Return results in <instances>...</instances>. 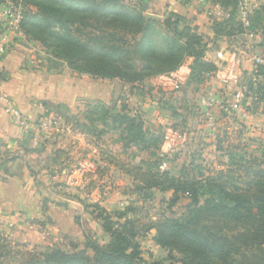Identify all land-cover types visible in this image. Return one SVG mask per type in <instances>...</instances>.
I'll list each match as a JSON object with an SVG mask.
<instances>
[{
    "label": "trees",
    "instance_id": "trees-1",
    "mask_svg": "<svg viewBox=\"0 0 264 264\" xmlns=\"http://www.w3.org/2000/svg\"><path fill=\"white\" fill-rule=\"evenodd\" d=\"M9 2L26 7L22 21L26 36L56 51L81 75L120 80L141 88L147 79L176 72L190 59L189 79L193 84H204L206 76L216 72V67L205 60L208 40L204 36L190 27L180 28L182 18L175 14L164 21L148 19L145 3L0 0V5ZM232 22H226L225 27ZM254 76L257 80L264 77V65L257 67ZM253 85L250 82L248 88L253 89ZM255 93L264 103V80L257 84ZM100 110L104 125L121 131L124 149L136 148L160 161L157 152L162 138L146 129L140 115L133 114L126 104L114 113L103 104ZM89 121L93 124L95 119ZM234 155L229 154L231 163L226 170L208 173L210 169L194 163L179 177L165 171L138 189L171 191L169 209L188 195L190 202L181 218L162 213L156 223L145 225L134 205L110 214L96 204L92 213L100 220L108 243L102 245L84 232L83 245L74 243L71 253L48 247L11 257V251L1 248L0 264H150L141 257L136 240L152 229L157 230L154 240L161 248L181 255L175 262L170 254V264H264V162L256 159L242 165V159L236 161Z\"/></svg>",
    "mask_w": 264,
    "mask_h": 264
},
{
    "label": "crops",
    "instance_id": "crops-1",
    "mask_svg": "<svg viewBox=\"0 0 264 264\" xmlns=\"http://www.w3.org/2000/svg\"><path fill=\"white\" fill-rule=\"evenodd\" d=\"M234 1L235 4H227L225 1L222 3L224 12L230 14L227 19L218 12L215 2L201 5L194 0H135L137 6L145 3V16L148 19L164 21L172 14L178 15L182 18L180 28L190 27L208 40L205 60L216 67V72L209 78L206 76L204 84L191 83L186 91L185 84L181 90L182 100L197 108L196 112L184 117L185 128L175 124L177 118L165 117L159 109L153 113L151 121V115H143V111L148 112L147 104L140 109L135 105L134 109L131 98L140 89L137 85H129L120 80L80 76L67 70L62 64L49 66L41 57L44 56L43 52L37 51L33 44L25 40V36L18 33L3 34L0 27V45L7 47L6 54L0 58V229L25 241H31L32 237L44 241L48 234L47 237H64L82 246L84 232L95 234L105 241L109 240L100 221L88 219L92 218L91 209L70 195H65L68 203H62L60 190L58 192L61 195L53 194L50 184L52 186L58 180L59 184L61 182L58 189H62L63 182L64 185L73 182L75 184L81 178L79 170L76 174H68L72 165H68L64 157L70 155L71 149L74 151L71 153L73 155L85 152L90 158L97 152L112 159L117 157V153L121 157H128L132 150L137 154L146 153L138 152L136 148L126 150L121 141H115V149L102 150L98 146L91 148L88 144L87 149L84 144L89 137L77 132L71 133L73 147L67 146L66 138L69 136L62 135L55 139L49 138L40 149H35L31 136L13 125L10 116L5 112L8 104L18 107L30 121L50 116L58 107H65L68 117L80 115L83 105L93 107L96 104H113L120 107L126 104L133 114L143 115L145 127L153 134L162 137L164 131L165 135L172 130L177 133L175 147L167 151L161 147L157 152L159 157L180 155L189 147V157L194 154L190 164L186 165L190 169L194 163L205 162V155H208L205 153L208 152L206 148L227 155L229 159L232 148L227 145L224 147L226 143H217L223 137L228 139L236 136L239 128L248 124L246 111L257 105L246 96L245 90L254 79L255 58L264 59V0ZM243 4H247L252 11V26L248 29L243 28L240 19ZM231 20L232 25L225 27V23ZM191 63L192 59L181 66L182 72L186 74V81L190 80L187 68L189 69ZM153 80L157 81V78ZM162 88L168 91L164 86ZM126 94L130 100L125 99ZM207 94L212 98L210 107L200 101ZM176 96L178 94L174 93V97ZM139 106H142L141 103ZM209 123L213 124V129L209 128ZM195 142L203 146L195 145ZM181 145L184 147L180 149ZM174 156L176 158L177 155ZM103 164L105 170H120L122 181L127 178L123 172L125 166L117 165L115 161H104ZM34 165H39L40 181L34 176ZM220 166L222 168L218 171L228 168V165ZM164 167L161 165L162 169ZM88 168H93L92 164ZM97 169H93V174ZM57 170L61 175L58 178L51 176ZM212 170L216 169L212 167ZM63 192L65 193L64 190ZM122 194L121 190L114 188L104 199L99 201L93 198V202L98 201L108 212L120 211L121 203L128 204L127 198ZM56 201L62 205L55 203ZM85 219L89 221L88 229L85 228ZM48 224L51 225L50 229H47Z\"/></svg>",
    "mask_w": 264,
    "mask_h": 264
},
{
    "label": "rangeland",
    "instance_id": "rangeland-1",
    "mask_svg": "<svg viewBox=\"0 0 264 264\" xmlns=\"http://www.w3.org/2000/svg\"><path fill=\"white\" fill-rule=\"evenodd\" d=\"M126 2L131 5H135L136 3L135 0H126ZM10 3L11 2L5 4H10ZM21 34L25 36V40H28L30 44H33V47L37 51L40 50L41 52H43L44 56L41 57L48 62L49 66L62 64L64 65L63 67H65L67 70H71L75 74L93 78L92 76L89 75H81L78 71L70 68L67 62L56 54L57 53L56 51H53L51 49L49 50L39 41H36L29 36H26L23 30ZM159 77L160 76L147 79L145 83L142 84L141 88L136 93L134 92L135 96L131 98L132 100L131 105H134L132 107L135 109L136 108L135 105H137L140 109V107H144V105L147 104L149 105V107H147L148 112L143 111V115L145 116L151 115L150 120L153 119L152 118L153 113H155L159 109V111H161L163 116L168 118L169 116L177 118L175 119L176 120L175 124L181 128L182 127L185 128L186 126L184 127V121H185L184 117L196 112L197 108H195L193 104L189 103L188 105L186 102L182 100L181 91L177 92L178 96L176 97H174L173 92L164 91L162 88L163 85L161 84V81L158 79ZM156 78L157 81L153 80ZM253 81L254 79L251 80V82ZM127 96L128 94H126L125 99L127 98ZM127 99L130 100V98ZM139 103H141L142 106H139ZM152 104H157V106ZM101 105L102 104H96L93 107H89L88 105H83V107L80 110V115L68 116V117L66 114L67 111L65 107L55 108V110L52 111V114L50 116L48 115L42 117V119L47 118V119H52L54 121V126L49 131L47 136H44V139L42 141L36 143L32 137L33 133L31 132L27 133L32 138L31 143L33 144V148L40 149L49 138L55 139L56 136H62V135H67V137L69 136L68 138H66L67 139L66 141L68 143L67 146L73 147L72 146L73 140L71 133L77 132L89 137L88 141L87 142L85 141L84 144L85 147H87L88 144L91 148L93 146L95 147L98 146L102 150L104 149L109 150L110 148L115 149L117 146L115 141L122 142L121 131H113L111 129V126L104 125V120H103L104 117L102 111L100 110ZM106 106L109 107L113 113L114 111L120 109L119 106L118 107L113 106V104L110 105L108 104ZM172 107L173 110H171ZM253 107L254 108L249 109V111L245 110L248 115V119H247L248 124L246 126L242 125V127L239 128L240 129L239 133L236 136L228 137V139L223 137L222 140H220L222 142L218 141L219 143H217L219 145L226 143L224 147L228 146L229 148H232L233 150L231 149L230 151H232V153L235 154L234 156L236 161L242 159L241 161L242 165H247L246 164L247 162L254 161L256 159H258L261 162H264V105L253 106ZM143 115L140 116L143 117ZM89 118L95 119V122L92 124L89 121ZM83 125L88 126L89 129L86 130L83 127ZM165 132L166 131H164L163 133L162 130V133L164 135ZM163 136L162 137L160 136L162 138L160 149L163 146V142L165 140V137ZM195 145L199 146L202 144L195 142ZM180 147L183 148L184 146L181 145L179 146V148ZM189 149H190L189 147L186 148V151L182 152L180 155L173 154L169 158L161 157L160 161L156 159L152 160V158H150V156H148V154L146 153L137 154L135 150L130 151L128 157L127 156L121 157L119 153H117V157L115 156V159H112V157L110 156L105 157V155L103 154L99 155L98 152L96 154H93L91 158L88 156V153L85 152H81L80 154L73 155L71 153L74 151L71 149L69 151L70 155L64 157L66 162H68V165H72V168L70 167L68 174L69 175L76 174L77 171L79 170L80 172L79 174L81 175V178L78 181L76 180L75 184H73L74 183L73 182L72 184L64 185L63 182L62 185L65 189L64 188L58 189V185H61V182L59 184V181L55 180L57 186L56 183L54 182L52 186L50 184L49 188L51 189L53 194L57 196L62 194L63 197V199H61L62 203L67 204L68 202L65 195L67 196L70 195L74 199L80 201L83 205L87 207H91L89 208L91 209V211H95L92 208L93 205L96 204L99 205L98 201L93 202V198H96V200L99 199L100 201L101 199H104L107 196L108 192H112L114 188L115 189L117 188V190H121V193H123L122 195L126 197L128 201V204L126 205L123 203L120 204L119 206V208L121 209L120 211L125 210L129 205H134L136 207V213L138 214L137 217L140 218L141 221L145 223V225H148L150 223L151 224L156 223L158 221L159 215H161L162 213H167L168 217L181 218L187 211V205L190 202L189 198L186 195L182 196V199L179 201L178 204H176L171 209H169L168 208L169 201L172 197V194H170V192L168 191L161 192L160 190L158 191V190H149V189L142 192L140 190L138 191V189H141L146 185L145 181L151 182L153 176L159 175V173L165 171H168L172 176L179 177L180 173H182L184 171V168H186V165L190 164L191 158L194 155L191 154L192 157H189L188 155ZM206 150H208V152L205 153L208 155H205L206 156L205 162L202 163L201 161H199L197 163L201 164L206 169H210L208 170V173L218 171L220 168H222L220 165H224V166L228 165V167H230L231 161L228 159L227 155H224L222 153H215L214 150L213 149L210 150V148L208 149L206 148ZM174 155H177L176 158ZM195 156L197 157V155ZM93 161L96 162L97 164H94ZM104 161H106V163L107 161L110 162L115 161L117 165H122L123 167L125 166L123 172H125L127 178L123 179V181L121 180L120 170H110V171L105 170L103 168ZM91 164L93 168H88ZM161 165L165 167L162 169ZM212 167H214V169L216 170L215 171L211 170ZM32 169L35 172L34 173L35 178L40 181L39 178L40 174L38 175V173H40L38 172L39 165L32 166ZM93 169H97L95 171L96 175L93 174L92 172ZM195 174L197 175V173H195L194 171L193 175ZM59 175H61L59 173V170L51 174V176L56 178H58ZM93 175L96 176L95 179ZM63 190L65 191V193L63 192ZM58 191L61 194H59ZM145 195L147 197H150V199L145 198ZM55 203H57V201ZM62 203L60 204L58 202L57 204L62 205ZM116 212L114 211L108 213L114 214ZM91 215L92 218L90 217L88 219L90 220L96 219L95 217L96 213L95 214L92 213ZM97 220L100 221L99 219ZM38 221L41 222L40 220ZM88 224L89 221L85 219L86 229H88L87 228ZM47 226H48L47 229H50L51 225L48 224ZM156 235H157V230L152 229L147 233L145 237H140L136 240V242L140 246L141 257L150 264L152 263L170 264L169 258L171 254L175 258V262L179 261L181 255L176 251L170 252V250L168 249L161 248L154 240ZM47 236L48 234L46 235L45 237L46 239L44 241H40L38 237L37 238L32 237L31 241L29 239H26L25 241V239L20 238L19 236L16 237L14 235H11L9 232L0 229V249L6 248L7 250L11 251V257L15 256V254H18L20 256L22 255L23 252L26 251H32L34 249L43 250L48 247H58L68 253L73 252L72 245L76 243V241L64 237H59L58 239V236H54V238L52 236L49 237ZM93 237L98 243L102 245L106 244V242L108 243L109 241V240L105 241L104 239L98 238L96 237L95 234L93 235ZM3 261H7V260H3Z\"/></svg>",
    "mask_w": 264,
    "mask_h": 264
},
{
    "label": "built area",
    "instance_id": "built-area-1",
    "mask_svg": "<svg viewBox=\"0 0 264 264\" xmlns=\"http://www.w3.org/2000/svg\"><path fill=\"white\" fill-rule=\"evenodd\" d=\"M197 3L201 5H205L208 3H217L218 5V12L222 13V16L229 19L230 14L227 12H224L223 8V1L224 0H194ZM136 4V3H135ZM26 9L25 7L20 4H5L0 5V27L3 29V34H13V33H22V21L25 17ZM252 11L249 9L247 4H243L240 9V19L242 21V26L245 29H248L252 26L251 22V15ZM22 35V34H21ZM7 51L6 45L2 44L0 45V58H2ZM255 70L254 72H257V67L264 65V59L261 57H256L255 60ZM182 68L176 72L161 75L160 81L161 84L164 86V88L170 92L177 93L178 91H181L185 84H186V74L182 72ZM187 73L190 75V67L187 68ZM208 78L210 75H207ZM211 77V76H210ZM262 80H264V77H261L257 80L254 76V87L253 89L246 88L245 94L248 98L251 99L252 103L254 105L260 106L264 105V103H260L258 100V96L255 93L257 84L260 83ZM201 103L204 104L207 107L212 106V98L209 97V94L206 96L204 95L200 99ZM5 112L10 116L11 121L13 125L16 127L22 129L26 133H33V140L38 143L44 139V136H47L49 131L54 126V121L52 119L47 118H41L37 121H30L23 112L13 104H8L5 108ZM213 124L209 123V128L213 129ZM177 137V133L175 131H170L165 135V140L163 142V150L167 151L169 149H172L175 147V141ZM188 196V195H187Z\"/></svg>",
    "mask_w": 264,
    "mask_h": 264
},
{
    "label": "water",
    "instance_id": "water-1",
    "mask_svg": "<svg viewBox=\"0 0 264 264\" xmlns=\"http://www.w3.org/2000/svg\"><path fill=\"white\" fill-rule=\"evenodd\" d=\"M191 81L188 80L187 83H186V86H185V91L191 86Z\"/></svg>",
    "mask_w": 264,
    "mask_h": 264
}]
</instances>
